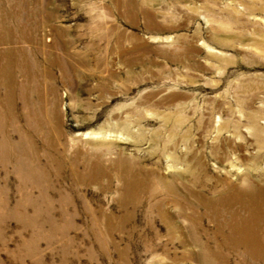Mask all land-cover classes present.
Returning a JSON list of instances; mask_svg holds the SVG:
<instances>
[{
    "label": "rangeland",
    "instance_id": "rangeland-1",
    "mask_svg": "<svg viewBox=\"0 0 264 264\" xmlns=\"http://www.w3.org/2000/svg\"><path fill=\"white\" fill-rule=\"evenodd\" d=\"M131 1L0 0V264H264L193 196L264 185V0Z\"/></svg>",
    "mask_w": 264,
    "mask_h": 264
},
{
    "label": "bare ground",
    "instance_id": "bare-ground-1",
    "mask_svg": "<svg viewBox=\"0 0 264 264\" xmlns=\"http://www.w3.org/2000/svg\"><path fill=\"white\" fill-rule=\"evenodd\" d=\"M127 4H130V7L136 5L131 0H127ZM4 29L0 28L4 35H11L8 31H3ZM1 72L3 75L0 78H5L6 88L11 91L13 89L12 77L8 72L5 73V67L0 69ZM198 167H201V163ZM191 176L198 179L200 174L191 172ZM203 186L204 183L199 185L200 188ZM193 196L201 202L204 214L215 219L217 228L212 239L221 244V247H216V252L219 254L229 252L255 258L256 261L264 263L263 184L254 183L242 187L226 184L222 190L213 192L210 198L199 197V194H193ZM203 233L207 235L206 232ZM209 254H214V252L209 249Z\"/></svg>",
    "mask_w": 264,
    "mask_h": 264
}]
</instances>
